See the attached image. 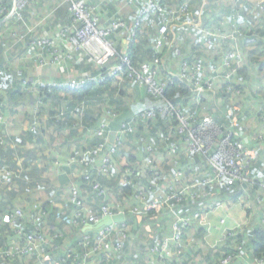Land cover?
I'll use <instances>...</instances> for the list:
<instances>
[{"label":"trees","instance_id":"1","mask_svg":"<svg viewBox=\"0 0 264 264\" xmlns=\"http://www.w3.org/2000/svg\"><path fill=\"white\" fill-rule=\"evenodd\" d=\"M42 1L43 0H31V2L20 12V15L13 11V14L8 16L12 10V0H0L1 7H3V9L7 11L3 17H0V20L8 17L5 22L0 24V55L1 51H3L4 47H6L4 44L6 40V34L8 35V37H10L11 34L23 35L24 43L19 45L12 44V50H16V52H18V49H21L22 53L26 52V54L28 53V55H30L27 44H30L32 40L36 39V35L27 32L28 29L31 28V26H29V21H31L30 10L31 8L37 9L38 7H40ZM142 1H144V3L142 4H145L146 0H93L88 2L99 5L102 18L103 13L108 11L107 14L109 16H111L112 14H119L120 17L128 24V26L132 25L135 20H142L143 29L140 32L137 31V40L134 42H123L122 39L119 38V36H123V33L121 32H113L112 34H110L109 41L112 43L113 48L117 54L113 58L111 64L120 62L121 56L127 55L133 67L138 69V67L140 66L151 65V62L154 58H159L160 73L157 76V80L166 83L163 92L164 100L171 104L174 108L179 109L181 113H184L186 115H196V113H199V117L209 115L223 130H225L229 127V124L232 121H227L221 118L220 115L222 114L217 109L214 110L215 115L210 113L213 107L212 104L217 103V97L214 96H219L218 93L221 92L222 96H226L229 99L231 97L232 91L235 90V88V91L239 93V90L237 89H240L242 86H236L235 83L234 86L231 80L232 78L234 79L235 76H239L240 74H242L243 79L247 80L245 74V67H247V65L242 68H240L241 65H234L231 69H225L222 74L224 82H222L221 84H216L214 89L211 91H205L204 82L207 80L206 77H212L211 75H209V68L218 65L220 61V56L217 60L211 59L208 61L207 58L209 52L213 50L216 43L229 41L228 44L237 46L240 51L245 52L246 56L250 58L255 56L256 51L260 48L257 57L260 55L259 57H261V62L258 63V67L263 66L264 10L259 9L257 0H255L254 4L250 3V1H246L244 8H239V2H242V0H230V2L226 1L228 3L227 5L225 4V2L223 3L222 7L219 6L218 8L213 5V0H163L162 8L159 11L152 15L144 17L140 14V10L144 6L140 4ZM61 4H64L67 9V3H64V1H62ZM139 5L141 7H139L134 13H132L131 16L129 14V10L133 8V6ZM115 6H117L116 9L114 8ZM182 8H185L186 11H182ZM65 11L68 12V10ZM259 17H262L263 19H259ZM69 22L71 23L70 18L63 22L61 26L65 28L68 26ZM190 22L192 28L193 24L197 23L196 27L194 28L196 32L194 33L198 35H195L193 40H191L190 42L188 41L187 43H185L184 39L181 38V34H183L182 32L187 33V31L184 30L187 26V23ZM104 24H107V20L104 21ZM161 25H167L168 32L165 37V44L163 45V48L160 51H157L154 49V40L156 37V32ZM151 30L152 35L150 34ZM232 30H235L238 35L233 40L223 39V34H230ZM206 31L213 33V36L210 37V43L208 44V37L205 36ZM148 33L151 35V37H149ZM12 37L14 38V36ZM228 44L225 45V48L231 47L230 45L228 46ZM22 46H24V50ZM123 49H125L124 52H122ZM8 52H6V55L9 58V55L12 56V54ZM199 59L204 61V75H197L191 79H180L178 77L177 72L180 70V67L183 63L192 65ZM5 60L6 58H3L1 55L0 114L3 117L4 124L0 125V170H11L13 172V179L12 182L10 181L5 184V178H2L3 176H0V233H3L9 237L13 234V231L10 228H7V226L2 223L1 218L3 214H5L8 210H11L13 207L22 205L20 201L22 193L25 194L29 192L31 194L32 192H30V190L32 188H41L40 190H42V187H44L43 190L46 191L47 194L51 195L50 189H56L52 188L53 180L51 179L50 175L44 174L40 168H37L36 164H34L35 166H31V162L24 160L25 158H23L22 160L20 159V157H22L21 150L18 146L20 139L12 137L8 129H5L7 109L9 108L7 106V99L15 101L16 98H19L21 95L25 94L24 92L22 93V90L28 92V96H30V94L32 96H30L32 98V101H29V104L33 107L34 111L26 117L27 123H29L30 125L38 124L41 128V132L40 128L37 129L38 127L35 129L27 130L25 132L26 141L33 140L35 138L34 134L40 135V137H45L47 135H53V131H55L54 133H60V131L65 128L71 129V133L68 138L71 137L79 140L80 138L77 136L78 133L76 131L80 128L82 129V132L87 134L91 140L90 142H88V145H90V147L84 153L80 155H70V157L74 156L78 159L85 157L88 165L76 163L73 165H69L70 169L64 168L63 171L65 170L68 172L66 173L67 177H65L63 174V176L60 174L57 177V180H60L61 186H65L70 182V179L74 178L73 184L76 183V185H78L82 190H87V195L90 196V200H94L95 195L92 192L91 182H98L104 188L113 190L114 193H119L121 191V199L123 200V205L125 209H128V207L131 206L129 204V197L131 198L133 195L131 184H136L134 187L135 191L137 189H140L137 186V181L145 180L148 186H145V189L143 190L145 195L156 203H160L164 199L162 192H160V194L158 190L155 189V187L166 185L167 179L173 176H171V173H166L165 175H163L162 168L153 170V167L156 165V163H158V161H155V158L160 157L162 160V158L165 157L167 146L164 144L167 143L166 140H168L167 136L169 130L177 124V121L175 117L170 116L167 112H165L166 104L163 102V100L153 99L147 92H145L144 88H138L137 86L132 84L128 78H124L122 81L117 82L113 78L108 76L107 68L96 67L92 63H88L86 60L77 61L75 57L73 58L74 61L70 66L75 65L77 73H87L90 77L98 76L100 80H98L97 82H89L90 84H87L81 90L71 91L66 88L56 89L50 87H42L40 84L30 83L28 82V79L24 78L21 83H17L18 85L15 88L16 91H14L13 86L7 94L8 97L5 98V96L2 95V89L6 88L10 84L12 76V71L10 70ZM174 61L176 62L173 63ZM172 65L174 66L173 69L171 68ZM259 71L264 72V67H260ZM15 82L16 80L13 82V84ZM58 82L62 83L63 80H59ZM196 82H199L200 84L196 85ZM127 87L137 91L138 93L142 92L148 96L145 97L148 99V101L146 100L148 109L144 111L154 110L157 113L156 119L142 120L140 117L141 112L134 114V111H132V105L127 106V104L122 101L123 98L121 97L125 96V89ZM202 92L209 95L210 98L208 97L209 99L206 100L204 98L199 99L198 94H202ZM117 93H120V96H117ZM97 101L104 103L105 109L100 111L97 110L99 108H92V106H95V103ZM46 106L48 107V109H45ZM205 106H210V110L206 111ZM44 109L45 112L43 113ZM261 115H264V113H261L259 115L260 123ZM104 119H108L110 121V128L115 132L120 128L122 124L129 121H134L137 131L135 132V134L129 137L128 141L137 136V126L140 125L146 128H151V139L155 142V144L159 142V145L157 146L158 149L154 152H152L151 150H146V152L148 153L145 159L146 164L144 165V173L141 176H128L126 183L124 184L120 183L123 169H119L117 167L116 156L118 154H115L113 156L114 158H112L113 164L116 168H114L113 171L109 172L107 176H101L97 174L95 169L98 158L93 155L92 152L98 145L103 143V140L98 138L94 132L98 127L99 122ZM6 141L12 142L14 147L5 145ZM39 141L40 139L36 143V146L38 145ZM168 142H170V139L168 140ZM123 148L124 146L119 149L118 153ZM16 155L20 157L15 158L14 156ZM134 158L135 157L132 154L127 155V159L129 160L128 169L131 171H136L133 170L135 166L132 167L131 164L133 161H135ZM246 159L243 162H245ZM148 160L152 161V164L149 167H147ZM243 162L239 163V167L244 174L245 167H242ZM25 168H27L29 171L26 172ZM187 170L190 171V169ZM209 171L210 169H208L206 164L203 162L202 173L205 174ZM85 175L90 177V181L84 178ZM239 186V184H235L232 192L230 193H234L235 191L237 192L239 190ZM47 187L48 189H46ZM147 190L152 191V194L154 195L153 198H151V195H149ZM204 190L211 189L206 188ZM216 190H219L222 195H226L224 189L216 188ZM85 198L88 203L86 196ZM95 202L96 203L93 206L98 211L101 206V201L99 199H95ZM35 204L40 205L41 209L45 212L46 221H53L55 219L54 211L58 212L59 209H54L56 207H54L51 202H45L43 205L32 202L29 206ZM189 206L192 209V205ZM72 210H74V207L69 203L68 211L65 216V218L68 220V224V213ZM158 214L161 215L160 217L164 218L168 215V212L163 208H159V210L153 209V211H151L146 217L142 218H140L139 216H130L127 212L125 213L126 221H128L129 226L131 227L129 233L131 234L130 236L133 238V240L137 239L136 235H138L137 232L140 228H133V226H136V220H145L146 218H155L159 220L157 217ZM26 215L29 216L28 211ZM25 221L27 222L26 219ZM150 226H153V222H150ZM27 229L30 230L31 227L27 225ZM45 229H47L46 232L48 235L56 230L63 233L65 236V232L59 229L53 228L54 230H49L46 224ZM200 231L201 230L196 229L191 233V237L194 238L195 241H197V237L201 235ZM81 234L82 233H79L77 230L74 231L73 240L72 242H69V248L66 252V255H61L60 251L61 243L64 240H56L55 245L59 248V250L51 249V251H48L49 257L47 258V260L57 261L58 258L64 257V264H74L78 259L82 258L84 249L80 245ZM89 234L92 235L94 234V232L90 231ZM167 235L168 231L164 235L160 236V238H151L149 240V242L151 243L150 245L160 242L163 238L167 237ZM184 239H186V233L184 234ZM232 240L235 241V245L233 249L229 250L228 248L231 247L230 245ZM128 244L130 246V243L127 242L124 245V249L126 248V246H128ZM221 245L222 246L220 250L222 251V256L218 257L219 262H214V264H220V260L225 255L234 253L238 246H241L253 257L260 258L264 255V227L254 228L250 232V239H245L243 237L239 238L236 236L233 238L225 239ZM138 249L139 247H137L136 250ZM98 259L101 260L102 256H98ZM173 259L170 260L171 262L169 261L171 264H189L190 262H186L183 258L180 257H175ZM116 263L118 264V262Z\"/></svg>","mask_w":264,"mask_h":264},{"label":"built area","instance_id":"2","mask_svg":"<svg viewBox=\"0 0 264 264\" xmlns=\"http://www.w3.org/2000/svg\"><path fill=\"white\" fill-rule=\"evenodd\" d=\"M67 3L68 13L70 16V26L51 36L49 32L40 26L41 22H46L48 13L40 19V21L28 29V33L36 35V39L27 44L29 54L35 61L37 67L48 68L55 66L60 74L65 75L73 63L75 57L77 61L86 60L96 67L107 68L108 76L115 81L120 82L124 78H128L132 84L138 88H144L153 99L163 100L165 112L176 118L177 124L169 130L167 139V154L175 155L178 150L177 143H172L173 136L184 147V152L189 164H195L196 160H202L210 171L208 173L199 174L196 180L189 181L184 185L182 174H177L167 179L164 186L155 187L158 192H162L164 199L160 203H156L149 199L143 190L137 189L133 193L131 200L135 204L125 209L121 201V191L114 193L113 190L104 188L98 182H91L92 192L96 199L101 201V206L97 211L93 205L87 203L83 191L76 184H72L69 188L70 204L74 210L70 211L69 226L77 230L80 235V245L84 249L82 258L78 259L74 264H117L113 262L115 255L124 251V245L129 242L133 250L139 247L137 241L133 239L129 233V223L126 221L125 213L130 216L146 217L151 211L163 208L168 214L174 217V221L170 227V234L163 238L160 242L147 246L146 252L152 258H155L159 264H165L167 258L180 257L185 258V242L184 234L188 230L208 226V213L201 212L194 208V205L187 203L186 195L195 188H221L226 193L233 190L235 184L242 186L248 183L247 178L242 174L239 163H242L252 153V148H260L264 143V115H261V130L254 137L253 145L246 144L236 135L237 129H242L244 123L240 117H235L229 124V127L223 130L215 120L207 115L200 116L199 113L186 115L181 113L179 109L174 108L171 104L164 100L163 92L166 85L163 81H158L157 76L160 73V59L154 58L151 65H144L137 68L133 67L129 57L123 55L120 62L111 64L113 58L117 55L109 36L113 32L123 33L125 42H134L137 40V31L143 29L142 20H135L132 25L128 24L120 17L119 14H112L104 24L99 5L88 3L83 0H62ZM163 0H146L144 6L140 10V14L144 17L152 15L162 8ZM31 2V0H15L14 12L20 15V12ZM260 10H264V0H257ZM182 11H186L182 8ZM7 11L0 5V17H3ZM39 20V19H38ZM168 32L167 25H161L154 40V49L160 51L165 44V37ZM238 33L232 30L230 34H223V39L233 40ZM14 36L12 44L19 45L24 43V36L12 34ZM208 37L207 44L210 43V37L213 33L205 32ZM229 42V41H228ZM228 44V43H227ZM230 44H228L229 46ZM225 49L220 54L219 64L209 68V75L204 82L205 91H211L216 84L224 82L222 74L225 69H231L234 65H241L246 61V54L232 46ZM204 61L199 59L194 64L183 63L177 75L180 79H191L195 76H202L205 73ZM98 76L90 77L87 73L81 74L77 79H67L63 82L54 80H39L37 84L42 87H50L56 89L66 88L71 91L83 89L89 82H97ZM199 85V82L195 83ZM202 91V90H199ZM142 120L156 119L157 113L154 110L143 111L140 113ZM196 117V118H195ZM3 117L0 114V125H3ZM136 132V124L129 121L120 126L115 132L110 128L108 119L101 120L95 130V135L103 140L92 152L98 159L95 169L97 174L107 176L114 170L112 158L118 154L119 149L126 144L129 137ZM10 142V141H6ZM12 143V142H11ZM86 158L70 157L67 165L80 163L88 165ZM152 161H147V167L151 166ZM203 167V166H202ZM120 183H126L128 176H140V172L131 171L128 166H124L122 170ZM0 176L5 178V184L12 182L13 172L9 169L0 170ZM84 178L90 181V177L85 175ZM188 179V178H187ZM161 194V193H160ZM189 205H192V209ZM225 205L220 200L214 201L213 211L220 210ZM186 209L182 215L176 212L180 209ZM29 223L26 224L27 210L21 206L13 207L3 214L1 221L7 228L13 231V234L6 236L0 233V264H30L32 261L36 264H64V257L58 258L57 261L47 260L48 251L51 249L59 250L55 245V241L63 239V233L53 231L50 235L45 229L46 214L40 205L28 206ZM127 210V211H126ZM161 211V210H160ZM159 212V211H158ZM123 214L124 221L105 226L99 230H93L103 217L115 216ZM165 214V213H164ZM223 220H221V224ZM27 225L31 227L27 229ZM91 229V230H89ZM92 231L94 234H89ZM245 229L239 224L232 229L224 230L222 236L224 239L233 238L243 234ZM68 246H66V252ZM246 251L238 246L234 253L225 255L220 264H235L237 260ZM115 254V255H114ZM98 256H102L99 261ZM252 261L248 264H264V255L260 258L251 257Z\"/></svg>","mask_w":264,"mask_h":264},{"label":"crops","instance_id":"3","mask_svg":"<svg viewBox=\"0 0 264 264\" xmlns=\"http://www.w3.org/2000/svg\"><path fill=\"white\" fill-rule=\"evenodd\" d=\"M45 1H48L47 4L51 2L50 0H45ZM83 1L90 2L93 0H83ZM13 2L14 0H12V6L14 5ZM245 2L246 1L244 0H242V2H239V5H240L239 8L240 7L244 8ZM61 3H62V0H55V2L52 3V6L49 12H45V13L41 12L35 15H32L33 8H31L30 10L31 19L37 15L39 16L37 18V21L35 22L29 21L30 22L29 26H35L40 21L42 16L48 13H51L50 15H48L47 21L41 22L40 26L42 28H45L51 36H54L59 31V29H63L61 24H63V22H65L67 19L70 18L68 12L65 11L67 10L66 6H63V4ZM142 3H144V1H142L140 4ZM43 4H44V0L42 1V6ZM143 5L144 4H142V6ZM59 6H63L62 7L63 9H60L61 7L59 8ZM139 7L141 6L140 5L133 6V8L129 10V14L132 16V13H134ZM69 23H68V26L70 25ZM34 35H37V32ZM119 38L122 39L123 42H125L123 37L119 36ZM6 39L7 41L4 43L6 47H4L3 51H1V55L3 58H6L5 61L7 62L10 70L12 71V74H11L12 76H11L10 84L4 89L1 88L2 95H4L5 98L8 97L7 94L12 89L13 86H14V91H16L15 88L18 85L17 83H21V81H23L24 78L28 79V82L30 83L37 84L39 80L59 81V80H67V79H77L81 76V74L77 73L75 65L70 66L69 70L67 71L65 75L60 74L59 70L55 66H50L48 68L46 67L43 69L37 66L34 67L36 64L32 56L28 55V53L26 54V52L22 53L21 49L20 50L18 49V52H16L17 54L16 56L9 55L10 57L8 58L6 55L7 54L6 52L8 51L10 53L14 52L11 46L12 41H13L12 34L10 35V37H8V35L6 34ZM22 48L24 50V46H22ZM124 50L125 49H123L122 52H124ZM31 68L33 69V71L26 72L27 70H30ZM15 80L16 82L13 84ZM23 92L25 94L21 95L19 98H16L15 101L7 99V106L9 108L7 109L5 129L6 128L8 129L12 137H16L20 139L18 146L22 153L21 154L22 157L18 155L14 157L15 158L20 157L21 160L25 158L24 160L31 162V166H35L34 164H36L37 168L38 169L40 168L44 174L50 175L51 179L53 180L52 188H56L55 190L50 189L51 195L47 194L46 191L43 190L44 187H42V190H40L41 188L40 189L32 188L30 190V192H32L31 194L27 192L29 194L28 195L29 198L32 199L36 195L37 199L38 198L42 199V202H41L42 205L45 202H49V203L51 202L52 205L56 207V209L60 210L61 214L64 213L66 216L67 211H64L65 206L59 204L58 200L59 198L63 197V193L64 191H66L64 194H67L66 199L69 205L70 203L69 188L74 183L73 181L74 178L70 179V182L66 184L65 186L64 185L61 186L60 180H57V177L60 174L61 175L63 174L65 177H67L66 173L68 172L65 170L63 171V169L64 168L70 169V166L67 165L70 155H73V154L80 155L84 153L90 147V145H88V142H90L91 140L89 136L85 134L84 132H82V129L80 128L76 131L78 133L77 136L80 138L79 140L76 138H71V137L68 138V136L71 133V129L65 128L61 130V131L63 130L65 131L64 135H60L58 138H55L54 139L55 142H53L52 145L50 143H51V138L53 135H47L45 137H42V136L40 137V135L34 134L35 138L33 140L26 141L25 132L29 129H35L37 127H38L37 129H39L40 125L38 124L30 125L29 123L25 124L26 119H27L26 117L29 114L33 113L34 110H33V107L29 104V101H32L31 94H30L31 96L30 97L28 96L29 95L28 92H25L24 90H22V93ZM133 92H135V90H133ZM142 96H143L142 99H144L147 95L142 93ZM203 97H205V100L209 99L208 98L209 96L207 94H204L203 92L202 94H198L199 99ZM134 101L137 102L138 101L137 98ZM142 104L143 106L138 112H142L148 109V105L145 102V99L143 100ZM205 110L206 111L210 110V106H205ZM132 111H134V114H135L134 106L132 107ZM244 127H245V124H244ZM66 130H69V131H66ZM240 130L241 129L236 130V135L238 136V138L242 140L243 142H245L246 144L253 145L254 137L258 133H260L261 123H260L259 131L255 132L253 136L251 134L249 135L242 134ZM40 132H41V128H40ZM54 132L55 131H53V134H58V132L57 133H54ZM135 137L129 140L124 145V148L116 156L117 167L119 169H124V165L127 164L128 166L129 160L127 159V155L132 154L135 157L134 158L135 161L132 160L133 162L131 163L132 167L135 166L136 168H138L139 170L137 171L140 172V176H141L144 173V168H145L144 165L146 164L145 159L147 155L144 158L139 155V151H138L139 147L136 144L137 140H135ZM39 139L40 141L38 145L36 146V143L38 142ZM174 139L175 138L173 137L171 144L172 143L179 144L177 153L175 155L166 153L165 157L162 158L163 163L160 157L155 158V161H158V163H156V165L153 167V170H156V166L158 169L162 168L163 170L172 169L171 176L182 174L183 184L186 185V184H189L188 180L190 182L194 181L196 180V177L199 174H202L201 172H203V167H202L203 161L196 160L195 164H189L186 158L185 152H184V147H182V144L179 143L178 140H174ZM42 144L44 145L46 150L42 148L41 146ZM5 145L9 147H14L13 143L11 142H5ZM164 145H167V143H165ZM252 149H253L252 153L249 155L246 161L243 162L242 164L243 165L242 167H245L244 169L245 175L243 173L242 174L245 178L247 176L248 183L243 184L242 186H239V190L237 192L235 191L234 193H226V195H222V193L219 190H216V188L214 187V188H211V190H204L203 188H195L187 193L186 195L187 203L189 202L193 204L194 208L197 209L198 211L208 213V219H207L208 226L199 228V230H201L200 231L201 235L199 236H202L200 240V243H201L200 245L204 244L205 246L203 245L201 247V250H200L201 252H197L193 257H190L188 260L187 259L184 260L186 262L190 261L189 264H214V262L218 263L219 262L218 257L222 256V253H221L222 251L220 250L222 246L221 244L225 240L222 236V233L224 230L232 229L235 226L241 224L243 225L245 232L243 234L241 233V235L237 237L239 238L243 237L245 239H250V232L254 228L264 227V143L260 146V148H257V149L252 148ZM26 152L28 153V155ZM142 164L143 166L142 168H140ZM255 168H258L259 170V172L255 175V180L257 182H255V180H252V175H253ZM187 169H190V171H188ZM25 170L26 172L29 171L27 168H25ZM57 184H60V185H57ZM61 187L63 189H61ZM46 189H48V187ZM82 191H83V195L87 197L88 204L94 205L96 203L95 202L96 198L93 201H91L90 196L87 195V190L84 189ZM134 192L135 191H133V193ZM129 200H130L129 204L132 207L133 204H135V201L131 200L130 197H129ZM215 200H220L221 202H223L225 206L220 210L213 211ZM20 201H23V200L21 199ZM121 201L123 204L122 199ZM28 212L30 213V211ZM184 212H186L185 208L178 210L176 214L180 216ZM69 216H70V212L68 213V218ZM160 216H161L160 214L157 215L159 220L155 219V223H161L163 225H167L168 226L167 231L169 235L170 227H171L172 222L174 221V217L170 214H168L164 218ZM26 220H27L26 223L28 224L29 223L28 215H26ZM163 220L165 222H163ZM221 220H223L222 222L223 224L220 223ZM133 228L136 229L137 227L133 226ZM130 230H131V227L129 231ZM145 230L146 228L141 226L137 232L138 235H136V238H139V234L143 236V234H145L146 232ZM192 232L193 230H190V234ZM151 238L153 237H149V240ZM186 240H188V242L190 241L191 244L196 242L194 238L190 237V235L189 237H187L186 235ZM234 245H235V241L232 240L231 245H230L231 247H229L228 249L229 250L233 249ZM133 252L136 254H134ZM138 256H139V251H134L133 249L130 248L128 244V246H126V248L121 254L115 255V258H116L115 261L118 262V264H136V262L139 261ZM240 257L242 258V260H237L235 264H248L252 261V258H251L252 255L248 253L247 251H243V254H241ZM171 259L173 258L169 257L167 258L166 261H169ZM146 264H159V262L155 258H152L151 261L147 262ZM165 264H167V262H165Z\"/></svg>","mask_w":264,"mask_h":264},{"label":"rangeland","instance_id":"4","mask_svg":"<svg viewBox=\"0 0 264 264\" xmlns=\"http://www.w3.org/2000/svg\"><path fill=\"white\" fill-rule=\"evenodd\" d=\"M51 2L49 4H47L48 1L44 0V4L42 6H40V8L37 9H33L32 11V15L35 14H39L41 12L45 13V12H49L50 8L52 6V3L55 2V0H50ZM99 1V0H98ZM101 1V0H100ZM108 1V0H107ZM226 1L230 2V0H213V5L218 8L219 6H223V3H225ZM244 1H250V3L254 4L255 0H244ZM226 5L228 4L227 2L225 3ZM115 5V3H114ZM64 6V4H63ZM61 6V9H63ZM117 6H115L114 8L116 9ZM60 8V7H59ZM226 8V7H225ZM115 11V10H114ZM112 12V11H111ZM110 12V13H111ZM108 11H106L105 13H103V21H105L109 15L107 14ZM39 15L35 16L34 18L31 19L32 22L37 21ZM259 19H263L262 17H259ZM196 24H193V28L191 27V22L187 23V26L185 28L184 31H187V33L182 32L183 34H181V38L184 39V42L187 43L188 41L190 42L191 40H193V38L195 37L194 32L195 31V27ZM152 30L150 31L151 34ZM149 35V37H151V35ZM154 36V33H153ZM7 41V39L5 40V42ZM228 42H218L215 44L213 50L211 52H209L208 58L207 60H217L221 54L222 51H224L225 49V45H227ZM260 49V48H259ZM259 49L256 51V55L253 56L252 58L247 57V61L241 64L240 68L244 67L247 65V67H245V74L247 77L246 79H243L242 74H240L239 76H235L234 79L232 78L231 82L234 84H236V86H242L239 90V93H237L235 90L232 91L231 93V97L228 99L226 96H222L221 92L218 93L219 96H214L217 97V103H213L212 104V109H211V114H214V110L217 109L219 110V112L222 114L220 115L221 118L229 121L234 119L235 117H241L242 122L245 124V127L242 128L241 133L242 134H251L253 136V134L257 131H259L260 129V121H259V115L261 113H264V90H263V86H264V72H260V67H264L260 66L258 67V63L261 62V57H257L258 53H259ZM12 56H16V50H14L13 53H11ZM13 58V57H12ZM250 58V59H249ZM176 61H174L173 63H175ZM36 67V65L34 66ZM33 68V66H32ZM27 70L26 72H31L33 71V69ZM41 68V67H40ZM172 69L174 68V66L172 65L171 67ZM43 69V68H42ZM25 72V71H24ZM259 74V75H258ZM27 75V74H26ZM245 80V81H244ZM234 84V86H235ZM126 94L125 96L121 97L123 98V102L127 104V106H134L135 107V114L141 109V107L143 106L142 102L145 99L148 101L147 98L142 99V93H138L137 91L133 92V90L129 87H127L126 89ZM120 93H117V96ZM209 96V95H208ZM212 96V95H211ZM137 98V102H135L134 100ZM205 99V97H203ZM210 98V96H209ZM134 104V105H133ZM99 108L97 110H103L105 109V104L101 103L100 101H97L95 103V106H92V108ZM45 109H48V107L46 106ZM45 109L43 110V113L45 112ZM224 120V121H225ZM27 123V119L25 124ZM7 129V128H6ZM138 132H137V136L135 137V140H137L136 144L138 145V151H139V155L142 156L143 158L147 155L148 152H146V150H151L152 152H154L155 150H157V146L159 145V142L155 144V142L151 139L150 134L152 133L151 128H146L143 126L138 125L137 126ZM69 131V130H66ZM137 131V130H136ZM65 131H60V133L58 134H53L52 138H51V145L53 144L54 139L58 138L60 135H64ZM253 139V137H252ZM42 148L44 150L45 147L42 144L41 145ZM124 166H127L124 165ZM143 164L141 165L140 168H142ZM157 166H156V170H157ZM133 170H139L136 167ZM170 170V171H169ZM172 169H166L163 170V175H165L166 173H171ZM259 172L258 168H255L253 175H252V180H255V175ZM256 182V180H255ZM137 186L141 189L144 190L145 186H147V183L145 180H138L137 181ZM136 184H131V188H132V193L134 191V187ZM110 187V186H109ZM61 189H63L61 187ZM66 191H64L65 193ZM147 192L149 193V195H151V198H153V194L151 190H147ZM63 193V197L59 198L58 203L61 205H64V211H68V202L66 199V195ZM28 193H22L21 194V199L23 201H21L23 208H25L27 211L28 210V206L33 202V203H39L41 204L42 199L40 198H36V195L31 199L28 196ZM26 197L29 199L27 200ZM36 198V199H35ZM31 200V201H30ZM93 201V200H91ZM20 203V204H21ZM56 209V208H54ZM54 217L55 219L53 221L51 220H47L46 221V225L47 228H49V230L56 228L59 229L63 232H65V241H63L61 243V255H66V246H69V242H72L73 240V235H74V231L73 228H71L69 226V224L67 223V219L65 218V214H61L60 211H54ZM150 222H153V226H150ZM163 222H165L163 220ZM136 227H145L146 228V232L145 234L140 235L139 234V238L132 240L137 241V243L139 244V249L138 250H134V251H139V256L138 259L140 263L142 264H146L147 262H150L152 257L148 255V253L146 252L145 248L146 246L150 245L151 243L149 242V237H154V238H160V236L164 235L167 232V225H162L161 223H155V218H146L145 220H136L135 222ZM199 228H195L192 230H196ZM47 230V229H46ZM54 230V229H53ZM187 237H191L190 234V230L188 232H186ZM202 236H198L197 237V241L195 243H190V241L188 242V240L184 239L186 248H185V258H187V260L190 257H193L197 252H201V247L204 245H200V240H201ZM205 246V245H204ZM69 248V247H68ZM134 253V252H133ZM136 254V253H134ZM115 256L113 258V262L116 263L115 261ZM100 261V259H98ZM172 260V259H171ZM170 261V260H169ZM169 261H167V264H171ZM138 262H136V264H139ZM30 264H36L35 262H31Z\"/></svg>","mask_w":264,"mask_h":264},{"label":"water","instance_id":"5","mask_svg":"<svg viewBox=\"0 0 264 264\" xmlns=\"http://www.w3.org/2000/svg\"><path fill=\"white\" fill-rule=\"evenodd\" d=\"M13 3L15 4V0ZM13 11H14V5L12 6V10L8 16L12 15ZM7 18L8 17L4 18L3 20H0V24L5 22ZM124 219H125V217L123 214H117L115 216H110V217H103L101 219V221L93 227V230H99L105 226L120 223V222L124 221Z\"/></svg>","mask_w":264,"mask_h":264}]
</instances>
